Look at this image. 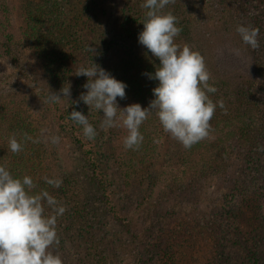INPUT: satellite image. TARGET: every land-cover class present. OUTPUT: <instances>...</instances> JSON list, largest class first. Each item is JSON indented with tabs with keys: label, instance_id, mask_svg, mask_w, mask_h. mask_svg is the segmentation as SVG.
I'll return each mask as SVG.
<instances>
[{
	"label": "rangeland",
	"instance_id": "rangeland-1",
	"mask_svg": "<svg viewBox=\"0 0 264 264\" xmlns=\"http://www.w3.org/2000/svg\"><path fill=\"white\" fill-rule=\"evenodd\" d=\"M3 2L10 9L9 16L16 34L13 55L19 56V60L14 62L11 55L4 53L3 38L0 36V97L19 107L40 126L36 129L35 150L30 151L33 158L28 153L29 164L32 160L36 162L32 165L30 176L42 183L39 187L41 190L48 189L46 179L59 180L60 187L51 186V195L66 194L63 201L66 211L57 222L60 243L53 245L51 250L60 254L63 264H101L105 254L108 264H170L162 248L172 241L171 232L177 234V231L185 228L183 222L191 220L193 224L200 221L205 225H195L200 232L195 233L190 245L191 240L181 237L173 258L179 264H205L212 240L206 223L210 221L213 226L217 222L220 207L227 206L230 214H235L232 208L242 202L231 196L232 186L237 180L234 173L236 166H231L225 175L223 168L217 174L209 171L205 178L194 183L186 178V174L172 168L184 147L163 131L155 112L149 115L148 125L140 126L139 131L144 137L142 145L128 149L123 143L126 130L121 127L102 128V110L90 111V107L80 100L81 93L87 92L83 85L88 80L87 76L75 75L80 67L96 63L106 70L112 59L118 60L120 57L121 53L115 52L118 46L136 48V42L130 35L133 26L130 19L128 22L122 19L121 27L114 30L118 33L107 39L112 38L111 43L100 45L99 40L91 38L89 44L92 47L99 45L94 48L95 52H85L88 51V55L91 53L94 60L89 57L81 61L73 75H69L68 82L56 88L44 78L30 52L28 40H24L26 35L20 0ZM108 26L109 21L105 26L104 23L101 25L103 32ZM232 27L219 20L217 27H212L214 29L209 32L208 27L199 25L192 29L188 39L194 40L195 47L204 46L206 67L212 78L220 79L222 76L236 83L240 77L252 72V64L248 53L237 44L239 42L234 41L242 39L237 37ZM195 42L203 45H196ZM184 43L190 44L189 41ZM137 45L141 50L145 48L139 42ZM135 76L139 79V75ZM143 83L141 79L138 83L140 88L125 90V99L117 97L118 107L140 103L147 108L155 97L142 93ZM69 85L70 97H63L61 89ZM139 89L141 94L134 95ZM50 92L60 94L59 103L48 100ZM73 110L87 115L96 129L94 139L86 138L82 126L70 119ZM145 128L148 129L146 132ZM54 137L59 138L57 142H53ZM155 140H159V143ZM147 142L153 143L154 151L158 150L155 158L146 166L141 179L129 183V177L123 174L122 169L129 162L134 166L137 151L145 148ZM41 165H44L43 177L39 175ZM257 194L263 196L264 189ZM50 213L51 209L46 205V214ZM244 228H247V224ZM237 233L234 232V235Z\"/></svg>",
	"mask_w": 264,
	"mask_h": 264
},
{
	"label": "trees",
	"instance_id": "trees-1",
	"mask_svg": "<svg viewBox=\"0 0 264 264\" xmlns=\"http://www.w3.org/2000/svg\"><path fill=\"white\" fill-rule=\"evenodd\" d=\"M144 2L145 0H20L26 35L24 40H28L30 52L44 78L52 86L60 88L68 82L81 61H86L89 57L94 60L91 53L88 55V51L85 52L88 46H92L89 44L91 38L99 40L100 45L111 43L113 39H107L118 33L114 30L121 27L122 19L127 22L130 19L133 25L130 35L133 42H136V48L118 46L115 52L121 55L118 60L112 59L113 62L106 71L124 82L125 90L140 88L138 83L142 79V93L154 95L153 88L158 86L159 81L149 79L144 73H154L155 66L160 61L146 48L141 50L137 45L139 33L143 30L142 20L147 11L141 7ZM165 11H171L176 16L177 26L181 28L175 43L181 46L187 44L193 50H198L204 57L205 64L204 46L195 47L194 40L188 39L196 26H206L212 32V27H217L221 20L235 30L241 24L259 29L258 50H253L242 40H234L250 56L252 72L240 77L236 83L223 79L222 76L220 79L211 77L209 84L216 87L217 91L208 93V96L217 107L210 121L209 136L190 149L184 148L172 168L186 174L187 179L196 183L195 181L205 178L209 171L217 174L223 168L222 173L225 175L231 166H236L234 173L237 180L232 186L231 196L242 202L234 205L233 215L227 206H219L217 222L213 226L210 221L206 223L212 240L204 259L205 264H264V195L257 194L264 189V0H175L174 4L166 6ZM9 12L7 3L0 0V36L3 38L4 53L18 62L19 56L13 55L16 34ZM108 21L109 26L103 32L101 25L104 23L105 26ZM236 35L241 37L237 30ZM184 41H189L190 44ZM195 43L203 45L201 42ZM99 44H94L93 48ZM103 49H106L105 45ZM135 74L139 75V79ZM135 94H141L140 89ZM4 100L5 98L0 97V165L6 166L14 177L22 178L28 172L30 176L32 165L36 164L33 160L29 164L30 157L33 158L30 151L35 150L34 140L38 135L36 129L39 124L26 116L19 107ZM220 100H223V108L219 106ZM146 123L147 120L141 127ZM147 130L145 128L144 132ZM13 135L22 145L19 153H13L9 149L8 140ZM153 146V143L147 142L145 148L137 151L134 166L129 162L122 169L123 174L129 177V183L144 176L146 166L152 163L158 151H154ZM43 166L39 170L41 177ZM17 167L23 169L19 170ZM30 177L36 185L33 192L41 191L39 187L42 183L36 181L35 177ZM47 186V191L53 193L51 185ZM65 195L64 192L62 195L55 194V197L63 204ZM191 222H183L185 228L177 231V234L171 232L172 241L163 246L162 250L168 255L167 261L170 264H179L173 257L176 256L174 252L181 237L191 240L190 245L195 233L200 232L196 226L205 225L204 222L200 224V221L194 224ZM245 224L247 228H244ZM236 231L239 233L234 235ZM103 251L108 253V250ZM106 255L101 264H108Z\"/></svg>",
	"mask_w": 264,
	"mask_h": 264
},
{
	"label": "clouds",
	"instance_id": "clouds-1",
	"mask_svg": "<svg viewBox=\"0 0 264 264\" xmlns=\"http://www.w3.org/2000/svg\"><path fill=\"white\" fill-rule=\"evenodd\" d=\"M170 3L174 4L175 0H145L141 5L147 11L142 20L139 43L160 61L154 73H144L149 79L159 81L153 88L155 98L147 108L140 103L119 108L117 97L126 98V84L98 64L82 66L75 72L77 76L88 77L83 85L87 92L81 93L80 100L90 107V111L102 110V128L126 130L123 143L128 149L138 148L143 142L139 129L152 112L163 131L185 149H190L210 133V121L217 104L208 93H215L217 88L209 84L211 74L202 54L187 44L175 43L181 28L177 26L176 16L165 11ZM236 30L244 44L253 50L260 48L258 28L241 24ZM86 50L95 52L92 46ZM61 92L63 97H70V85L63 86ZM48 100L59 103L61 96L50 92ZM218 103L224 107L223 100ZM70 119L82 126L86 138H95L96 129L87 115L73 110ZM58 139L54 137L53 142ZM154 142L159 143V140ZM8 145L13 153L22 150L15 135L9 138ZM46 183L58 188L61 181L46 179ZM35 187L32 177H14L6 166L0 165V264H63L60 254L51 249L60 243L57 219L65 213L66 207L46 189L34 193ZM45 204L51 209L50 214H46Z\"/></svg>",
	"mask_w": 264,
	"mask_h": 264
}]
</instances>
